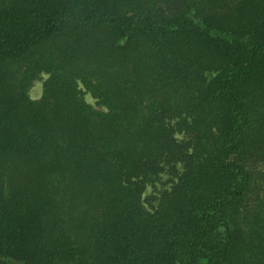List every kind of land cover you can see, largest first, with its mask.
Segmentation results:
<instances>
[{"label":"trees","instance_id":"16d2710c","mask_svg":"<svg viewBox=\"0 0 264 264\" xmlns=\"http://www.w3.org/2000/svg\"><path fill=\"white\" fill-rule=\"evenodd\" d=\"M0 264H264V0H0Z\"/></svg>","mask_w":264,"mask_h":264},{"label":"rangeland","instance_id":"374dc122","mask_svg":"<svg viewBox=\"0 0 264 264\" xmlns=\"http://www.w3.org/2000/svg\"><path fill=\"white\" fill-rule=\"evenodd\" d=\"M29 95L34 100L39 99V97L41 96V81H37L33 84L29 91ZM85 98L90 105L95 107L94 100H92L88 95H86ZM173 180L174 178L172 177V175H170L169 172H165L161 175V178L157 183L148 185L144 193V206L148 210H152L154 208L155 200L153 201V199H156L158 192L169 188Z\"/></svg>","mask_w":264,"mask_h":264}]
</instances>
